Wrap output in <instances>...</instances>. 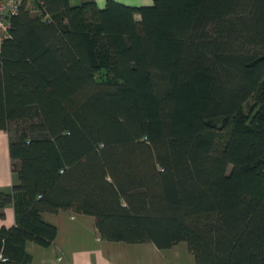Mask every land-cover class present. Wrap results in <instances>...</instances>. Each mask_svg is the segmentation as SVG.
<instances>
[{
    "label": "trees",
    "instance_id": "1",
    "mask_svg": "<svg viewBox=\"0 0 264 264\" xmlns=\"http://www.w3.org/2000/svg\"><path fill=\"white\" fill-rule=\"evenodd\" d=\"M34 8L0 45V262L32 264L27 242L58 233L43 213L65 209L107 240L264 264V0Z\"/></svg>",
    "mask_w": 264,
    "mask_h": 264
},
{
    "label": "crops",
    "instance_id": "2",
    "mask_svg": "<svg viewBox=\"0 0 264 264\" xmlns=\"http://www.w3.org/2000/svg\"><path fill=\"white\" fill-rule=\"evenodd\" d=\"M76 4L82 0H70ZM78 1V2H74ZM104 6L107 0H95ZM129 4H151L154 0H119ZM34 10L36 2L26 0ZM16 178L11 169L9 134L0 130V190H10ZM46 220L58 227L52 244L41 245L27 242L32 254V264H195L194 257L185 241H179L167 248H160L154 242L112 241L101 237L91 214L61 209L43 213ZM16 222L13 204L5 207V216L0 217V225ZM0 264H15L4 263Z\"/></svg>",
    "mask_w": 264,
    "mask_h": 264
},
{
    "label": "built area",
    "instance_id": "3",
    "mask_svg": "<svg viewBox=\"0 0 264 264\" xmlns=\"http://www.w3.org/2000/svg\"><path fill=\"white\" fill-rule=\"evenodd\" d=\"M24 1L25 0H0V45L10 33L12 16L19 12ZM34 1L39 4L43 3V0ZM35 10L40 12L39 7Z\"/></svg>",
    "mask_w": 264,
    "mask_h": 264
},
{
    "label": "rangeland",
    "instance_id": "4",
    "mask_svg": "<svg viewBox=\"0 0 264 264\" xmlns=\"http://www.w3.org/2000/svg\"><path fill=\"white\" fill-rule=\"evenodd\" d=\"M74 2H78V1H74ZM245 111L247 110L246 107H244Z\"/></svg>",
    "mask_w": 264,
    "mask_h": 264
}]
</instances>
